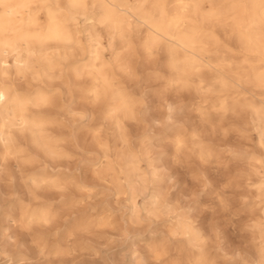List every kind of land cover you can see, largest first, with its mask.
<instances>
[{"label": "rangeland", "instance_id": "1", "mask_svg": "<svg viewBox=\"0 0 264 264\" xmlns=\"http://www.w3.org/2000/svg\"><path fill=\"white\" fill-rule=\"evenodd\" d=\"M208 7V3L203 4V8ZM95 29L105 47H102L104 58L110 60V34L100 24ZM135 29L125 33L134 39L125 54L128 67L115 69L117 81L136 100L133 116L122 119L125 142L115 141L117 132L113 124L99 117V109L89 99H79L75 92L68 96L63 84L66 108L58 111L61 123L58 131L66 136L64 147L68 155L53 160L41 156L38 166L59 168L84 188L70 184L64 194L55 189L56 217L39 227L49 242L47 245L52 246L40 254L27 231L2 214L3 209L12 207L9 202L15 195L9 187L12 176L1 171L2 205L8 202L0 211V246L12 255V261L1 255L0 264H191L199 251L208 255L213 264H264L263 202L260 201L264 193L260 195L257 190L258 178L264 174V165L260 163L264 151L258 143L261 129L246 108L226 113L208 108L210 113L203 118L197 106L209 105L210 101H204L195 91L196 82L192 86L169 82L172 74L164 50H153L150 56L144 53L140 38L144 28ZM212 29L219 30L215 32L222 37L220 41L227 47L226 53L239 50L235 38L226 29L217 25ZM86 35L83 31L79 37L85 42ZM114 44L117 49L119 40ZM240 55L241 52L237 56L233 54L234 61H240ZM260 94V98L264 96L263 92ZM250 95L247 92L246 96ZM49 109V106L32 108L43 112ZM78 114L84 116L78 118ZM177 133L183 134L186 142V148L179 153L173 146ZM104 143H108V159L115 169L103 172L105 176L96 172L104 167ZM27 147L32 148L29 144ZM199 147L209 149L210 155L199 157ZM120 151L134 155L143 181L120 173L116 164ZM7 165L14 172V183L18 186L14 159L9 158ZM116 176H119L118 186L113 182ZM45 192L53 191H39ZM156 193L158 202L151 198ZM69 199L72 200L68 202ZM62 200L67 202L62 205ZM81 215L89 216L87 228L70 224ZM178 217L195 227L192 236L181 230L173 231ZM55 242L59 246L56 250ZM200 244L204 250L199 248Z\"/></svg>", "mask_w": 264, "mask_h": 264}, {"label": "bare ground", "instance_id": "2", "mask_svg": "<svg viewBox=\"0 0 264 264\" xmlns=\"http://www.w3.org/2000/svg\"><path fill=\"white\" fill-rule=\"evenodd\" d=\"M134 1L130 4L127 0H0V179L3 178L1 171H8L6 175L12 176L9 187L15 195L9 202L15 213L11 207L3 209L2 214L27 231L40 254L52 246L47 245L46 236L39 230L56 217L55 189L64 194L70 184L84 188L80 182H72L59 168L38 166L41 156L53 160L68 155L64 147L66 136L58 131L61 125L58 111L66 108L61 87L66 85L70 97L71 92H75L77 98L89 99L99 109V117L113 124L117 132L115 141L124 143L122 119L133 116L136 100L117 81L115 69L128 67L125 54L130 51L134 39L125 33L134 28L137 31L144 28V35L140 37L144 53L150 56L153 50H164L172 74L169 82L181 86L196 82L193 85L195 91L204 101H210L209 105L197 106L203 118L209 115L208 108L221 113L238 111V108L250 110L256 126L261 129L258 143L264 151V96H259L260 92L264 93V0ZM204 3L209 4L208 9L203 8ZM99 24L110 34V60L104 58V46L97 38L95 28ZM216 25L235 38L242 53L240 61L233 59V54L240 53L236 45L233 47L236 53H226L227 47L220 41L222 37L217 36L219 30L212 29ZM83 31L87 32L85 42L79 37ZM117 39L120 45L116 49L114 42ZM247 92L251 94L249 97ZM45 106L50 109L45 112L32 110ZM83 116L78 114V118ZM182 135L175 134L173 140L178 153L186 148ZM108 143L103 144L105 162L101 171L96 170L99 175L115 171L108 159ZM197 150L201 158L210 155L207 148ZM117 156L120 173L126 178L132 176L135 181H143L132 153L120 151ZM9 158L15 162L18 186L14 183V172L8 170ZM260 163L264 165V160ZM118 180L119 176L113 179L116 186ZM257 184L261 195L264 193V174L259 176ZM47 189L53 192L39 193ZM3 196L4 192L0 190V211L8 202L2 205ZM157 197V193L151 195L154 201ZM260 199L264 219V198ZM61 202L63 205L67 201ZM181 219L178 217L174 222L173 231L181 230L192 236L195 227ZM70 224L87 228L89 216H82ZM53 245L55 250L59 248L57 242ZM4 249L0 246V256L12 261V255ZM196 255L191 264H213L205 253L199 251Z\"/></svg>", "mask_w": 264, "mask_h": 264}]
</instances>
